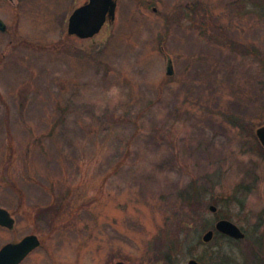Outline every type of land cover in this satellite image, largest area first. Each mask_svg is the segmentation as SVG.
<instances>
[{"label": "rangeland", "instance_id": "1", "mask_svg": "<svg viewBox=\"0 0 264 264\" xmlns=\"http://www.w3.org/2000/svg\"><path fill=\"white\" fill-rule=\"evenodd\" d=\"M84 1L0 0V207L53 223L31 264H264V0H115L79 39ZM221 219L247 239L204 244Z\"/></svg>", "mask_w": 264, "mask_h": 264}, {"label": "water", "instance_id": "2", "mask_svg": "<svg viewBox=\"0 0 264 264\" xmlns=\"http://www.w3.org/2000/svg\"><path fill=\"white\" fill-rule=\"evenodd\" d=\"M116 2L115 0H88L86 4L76 8L68 18L67 34L75 36L79 39H89L99 33L103 24L108 19L113 21L115 19ZM6 26L0 19V31H5ZM166 74L172 75L173 68L171 60H168L166 67ZM256 138L260 142L264 149V125L259 126L255 131ZM209 210L213 213L217 211V208L213 205L209 206ZM8 213L3 208H0V223L6 225L8 220ZM215 232L226 235L235 240L244 239L245 234L232 222L221 219L216 222L214 229L206 231L202 235V242L209 243ZM38 245L36 237H27L20 245V258L26 255L32 249ZM10 246L4 247L0 251V264H10L7 255ZM116 264H128L123 262H117ZM187 264H200L194 259L188 261Z\"/></svg>", "mask_w": 264, "mask_h": 264}, {"label": "flooded vegetation", "instance_id": "3", "mask_svg": "<svg viewBox=\"0 0 264 264\" xmlns=\"http://www.w3.org/2000/svg\"><path fill=\"white\" fill-rule=\"evenodd\" d=\"M87 0L84 1V3ZM83 5V4H82ZM81 6V5H80ZM3 208V207H0ZM8 213V220L6 225L0 223V251L10 246L7 259L10 264H31V256L44 246L45 229L52 227V222H47L44 228L39 229L37 223L32 219V212L29 206L18 204L12 205L8 208H3ZM47 208H45L46 210ZM44 210V212H46ZM48 233H51L48 231ZM36 237L38 245L20 258V243L27 237Z\"/></svg>", "mask_w": 264, "mask_h": 264}, {"label": "trees", "instance_id": "4", "mask_svg": "<svg viewBox=\"0 0 264 264\" xmlns=\"http://www.w3.org/2000/svg\"><path fill=\"white\" fill-rule=\"evenodd\" d=\"M219 237L226 238L225 236L216 235V236L214 237L213 240H215L216 238H219ZM245 239H247V238L245 237ZM245 239H244V240H245ZM261 244L263 245L262 242H259V243H257V244L252 243V244L250 245L251 250H250V255H249V256H252L253 254L256 255V254H255V253L257 252L256 249L259 248V247L261 246ZM217 253H220V252H217ZM222 255H223V254H222ZM223 258L227 259L228 257H227L226 255H224Z\"/></svg>", "mask_w": 264, "mask_h": 264}]
</instances>
